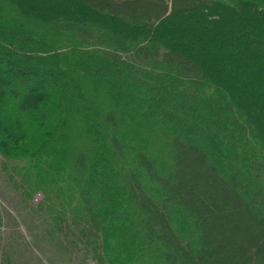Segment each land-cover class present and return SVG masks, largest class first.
Returning a JSON list of instances; mask_svg holds the SVG:
<instances>
[{
  "label": "trees",
  "instance_id": "trees-1",
  "mask_svg": "<svg viewBox=\"0 0 264 264\" xmlns=\"http://www.w3.org/2000/svg\"><path fill=\"white\" fill-rule=\"evenodd\" d=\"M228 1L0 0V169L95 264H264V0Z\"/></svg>",
  "mask_w": 264,
  "mask_h": 264
},
{
  "label": "rangeland",
  "instance_id": "rangeland-1",
  "mask_svg": "<svg viewBox=\"0 0 264 264\" xmlns=\"http://www.w3.org/2000/svg\"><path fill=\"white\" fill-rule=\"evenodd\" d=\"M28 162L15 163L21 165ZM18 195L6 174L0 169V216L2 217L0 240L3 247L10 251L12 262L17 264H95L91 254L81 246L75 249L68 244L69 239L65 236L51 233L46 224L47 220L40 219V214L36 212H29L24 202L27 199L20 198L21 196ZM41 196L37 193L35 199L33 197V202L38 203ZM27 203L30 201L28 200Z\"/></svg>",
  "mask_w": 264,
  "mask_h": 264
}]
</instances>
